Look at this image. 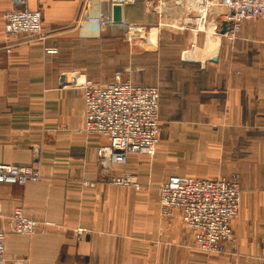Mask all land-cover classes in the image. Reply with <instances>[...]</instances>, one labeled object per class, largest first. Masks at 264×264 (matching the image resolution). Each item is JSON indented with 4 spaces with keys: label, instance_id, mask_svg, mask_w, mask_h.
I'll use <instances>...</instances> for the list:
<instances>
[{
    "label": "crops",
    "instance_id": "0c3cea01",
    "mask_svg": "<svg viewBox=\"0 0 264 264\" xmlns=\"http://www.w3.org/2000/svg\"><path fill=\"white\" fill-rule=\"evenodd\" d=\"M85 1L27 0L28 8L42 9L48 38L24 43L21 37L8 51L15 41L5 33L3 15L13 7L11 0H0V163L35 164L43 175L26 184L0 183L8 263L247 264L257 258L264 252V23L245 22L240 35L230 39L222 34L218 17L225 10L214 6L206 19L215 37L212 48L206 36L202 46L194 42L203 41L205 32L197 29L199 0H139L123 7V18L140 32L169 27L184 39L176 56L170 55L177 62L170 77L161 76L156 85L163 90L162 120L177 124L165 135L171 139L166 148L195 157L201 143L200 177L240 175L241 214L232 223L228 253L220 255L196 249L179 214L163 213L160 207L158 185L170 175L190 172L178 173L162 149L152 161L133 155L125 166L109 167L97 154L108 139L82 131L83 90L69 82L70 74L85 72L98 83H109L113 63L108 57L95 60L93 47L114 42L115 27L126 28L130 39L121 23L103 31L96 24L78 26ZM91 2L93 10L113 14L109 0ZM217 25L221 31L212 32ZM156 40L163 41L161 36ZM88 45L92 68L76 60ZM48 46H57L59 53L46 54ZM192 47L202 51L199 61L184 59ZM166 54L162 50V57ZM122 172L137 176L143 189L111 184V177ZM20 207L38 222L32 235L9 226Z\"/></svg>",
    "mask_w": 264,
    "mask_h": 264
},
{
    "label": "built area",
    "instance_id": "2783aa9c",
    "mask_svg": "<svg viewBox=\"0 0 264 264\" xmlns=\"http://www.w3.org/2000/svg\"><path fill=\"white\" fill-rule=\"evenodd\" d=\"M111 5L122 8L139 0H109ZM12 9L3 15L4 29L8 37L21 42L44 41L48 35L44 31V15L41 8L30 9L27 0H11ZM214 6L223 7L218 15L226 26L222 33L230 39L244 22L264 18V0H199L196 20L198 27L205 26L207 16ZM85 23L96 24L102 30L115 25L113 14L101 8L93 10L91 0H86L76 18L78 26ZM128 33L140 27L127 19L122 20ZM185 28V26H183ZM218 25L215 30L221 31ZM224 28V27H223ZM199 29V28H197ZM138 31V32H139ZM26 38L24 41L18 39ZM48 55L59 53L57 46L44 48ZM83 90L84 122L82 131L88 135H99L108 142L99 146L98 158L107 166H125L133 155L143 152L154 153L160 132V88L156 85H139L131 79H124L120 73L106 84L98 83L81 72H72L70 80ZM43 175L35 164L16 165L0 163V183H21L39 181ZM110 183L115 186L142 190L143 184L137 176L122 172L114 175ZM159 204L166 214L176 212L184 225L191 231L193 245L207 253L226 255L228 245L234 240L232 222L238 217L242 189L240 178L233 173L225 177H200L173 174L158 185ZM10 228L13 232L32 235L38 222L28 217L20 207L13 211ZM264 264V252L257 257ZM0 264H9L6 252V232L0 228ZM249 264H252L251 262Z\"/></svg>",
    "mask_w": 264,
    "mask_h": 264
},
{
    "label": "rangeland",
    "instance_id": "374dc122",
    "mask_svg": "<svg viewBox=\"0 0 264 264\" xmlns=\"http://www.w3.org/2000/svg\"><path fill=\"white\" fill-rule=\"evenodd\" d=\"M245 22L264 23V18L251 19ZM164 28L165 29H163V27H160V28L154 27L153 29L149 28V31H150L149 33H144V30H142L141 32H138L139 31L138 29L137 30L138 33H136L137 35L128 33L130 39L126 36V32H127L126 28L122 26L112 28L111 32L115 36L114 42H109V41L107 42L106 40H103V41H100L98 45H95L93 47L94 48L93 50L96 53L95 55L98 56L95 60L102 58L103 61L105 62L108 57L109 61H112L113 64H110V65L113 67V73L111 75V78L109 79L110 81L114 79L117 73H120L124 79L129 78L134 83L139 84V85H160L161 76L170 77V73L172 70L171 66L173 63L172 62L173 58H171L170 55L176 56L177 50L180 49L182 45L184 46V42H183L184 39L182 36H179L178 34H174L170 32L171 28L169 27H164ZM198 28L203 32L205 31L204 36H203V41L198 35L200 39L198 41L194 40V42H198V44L202 46V43H205L206 41L205 40V36H206L207 37L206 42L208 46L214 48L215 37L211 34V30L207 28L206 23L204 27L202 25V26H199ZM100 30L103 31L102 29ZM212 32L219 33V31H215V28L213 29ZM240 32H241V29L240 31L237 32L236 37L240 35ZM153 33L155 36H159V39L161 36L163 41L161 42V40H158L159 43L155 42L154 39H152L154 37ZM187 33L191 34L192 37L194 35L193 38H195L196 37L195 35H197L196 32L190 31ZM91 47L92 46L90 45H88L87 47L84 46V50H86L84 55L82 56V58H76L77 61H82L80 64H84L87 68H92ZM162 50H165L169 54L163 55L162 57L161 55ZM66 59L68 61L71 60V58H66ZM174 61L175 62L173 64L176 65L177 64L176 58H174ZM83 73L85 74V72ZM99 76H104V75L99 74ZM89 78L92 79L91 77ZM157 78H159L158 82L156 81ZM168 84L170 83L169 82L163 83L164 86ZM160 91H161V98H162L163 90L161 87H160ZM160 109H161L160 132H159V138H158V142L156 144L154 153L151 154L150 151H146V152H143L142 155L152 161L154 160L156 154L158 153V149H162L161 151L163 152L161 153H164L162 157L164 158V160L174 161L173 164L179 167L178 173L185 174L186 172H190L189 174H192L193 176H202L201 175L202 174V151H201L202 144L200 143V145L198 146L197 149L199 151V154L195 157L193 156V154L192 155L187 154V152H181V153L176 152V151L171 152L172 149L170 146L166 148L165 146L166 142H169L171 139L168 137H165V135L168 134L169 128L174 126V124L175 125L177 124L163 121L162 120L163 107H161V104H160ZM184 124H187V123H184ZM179 125L181 126V124ZM201 140H202V137H200L199 142H201ZM172 141L176 143H180V142L183 143L184 140L174 138L172 139ZM194 171L198 173L197 174L191 173ZM233 173H237V172H232L229 176L219 175L216 177L229 178ZM148 177H150V174H148ZM216 177L215 176L212 177L210 175L208 178H216ZM239 178H240V175H239ZM243 200L244 199H243V189H242V202H241L240 211L242 209ZM240 214L241 213L239 212L238 217L240 216ZM250 262L252 264H260L257 258L249 259V263Z\"/></svg>",
    "mask_w": 264,
    "mask_h": 264
},
{
    "label": "water",
    "instance_id": "95a60500",
    "mask_svg": "<svg viewBox=\"0 0 264 264\" xmlns=\"http://www.w3.org/2000/svg\"><path fill=\"white\" fill-rule=\"evenodd\" d=\"M113 18L116 24L122 23L123 20V8L119 5L113 7ZM226 26L223 28V32H225ZM202 51L198 47H192L190 50L186 51L184 54V59L187 61H199L201 57Z\"/></svg>",
    "mask_w": 264,
    "mask_h": 264
},
{
    "label": "bare ground",
    "instance_id": "6f19581e",
    "mask_svg": "<svg viewBox=\"0 0 264 264\" xmlns=\"http://www.w3.org/2000/svg\"><path fill=\"white\" fill-rule=\"evenodd\" d=\"M139 32H140V31H139ZM131 33L137 35L136 33H138V32L133 30ZM147 33H148V32H147ZM143 36H145V35H143ZM153 36L156 37V36L154 35V33H153ZM154 37H153L152 39H154V41L156 42V38H154ZM155 42H153V43H155ZM23 210H24V209H23Z\"/></svg>",
    "mask_w": 264,
    "mask_h": 264
}]
</instances>
